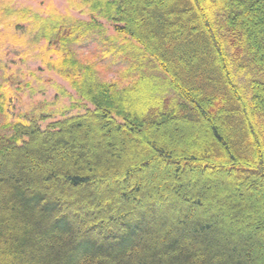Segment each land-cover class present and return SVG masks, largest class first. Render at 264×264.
Masks as SVG:
<instances>
[{
	"label": "trees",
	"instance_id": "trees-1",
	"mask_svg": "<svg viewBox=\"0 0 264 264\" xmlns=\"http://www.w3.org/2000/svg\"><path fill=\"white\" fill-rule=\"evenodd\" d=\"M93 4L150 70L68 53L92 107L0 124V264H264V0Z\"/></svg>",
	"mask_w": 264,
	"mask_h": 264
},
{
	"label": "rangeland",
	"instance_id": "rangeland-1",
	"mask_svg": "<svg viewBox=\"0 0 264 264\" xmlns=\"http://www.w3.org/2000/svg\"><path fill=\"white\" fill-rule=\"evenodd\" d=\"M97 1L102 2L0 0V124L37 120L44 128L92 107L56 69V60L68 53L93 65L101 81L127 84L130 62L143 73L150 70L146 60L137 59L136 51L117 38L107 17L92 8ZM64 28H77L76 39L63 44L57 37Z\"/></svg>",
	"mask_w": 264,
	"mask_h": 264
}]
</instances>
